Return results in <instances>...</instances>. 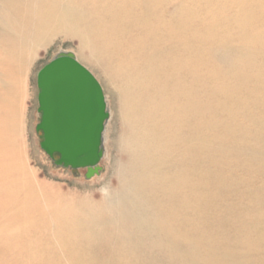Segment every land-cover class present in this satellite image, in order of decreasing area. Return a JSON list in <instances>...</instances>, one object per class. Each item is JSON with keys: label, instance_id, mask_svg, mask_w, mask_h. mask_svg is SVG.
<instances>
[{"label": "rangeland", "instance_id": "374dc122", "mask_svg": "<svg viewBox=\"0 0 264 264\" xmlns=\"http://www.w3.org/2000/svg\"><path fill=\"white\" fill-rule=\"evenodd\" d=\"M101 1V15L125 30L146 96L122 77L114 83L121 72L62 35L38 50L14 93L0 68V264H264V0ZM59 51L74 53L106 97L105 156L91 179L41 148L38 74ZM171 175L186 185L169 184Z\"/></svg>", "mask_w": 264, "mask_h": 264}, {"label": "bare ground", "instance_id": "6f19581e", "mask_svg": "<svg viewBox=\"0 0 264 264\" xmlns=\"http://www.w3.org/2000/svg\"><path fill=\"white\" fill-rule=\"evenodd\" d=\"M107 1V0H106ZM118 1V0H117ZM244 3V1L242 2ZM118 5V4H117ZM105 6V2L101 1V0H0V68H1V74L4 76V81L7 85V94H12L14 93V89H16V82L18 80V82H20L24 76V72L25 71H28L29 68L32 67V64L34 62V60L36 59L37 57V52L38 50H40V48H47V46L50 44V39L53 38V37H56L58 35H62L64 36L65 38H74L76 40H78V43L79 45H81V49H88L91 53V55L93 56H96L97 58H99V61L107 64L110 68L112 69H116L117 71L121 72L122 73V76H114L116 78L113 79L114 83H118L120 80H121V77L123 79H125L126 81H124L125 84H123L125 87H126V90H130L131 91H136L139 93V97L142 98L143 96H146V88H147V84L146 83H143L142 82V73L143 71L138 68V64H131L128 60H127V56L128 55V46H127V49L124 48V44L123 42H121L122 39H124L123 37H125V30L124 28H120L119 26L121 25L120 21L118 20H109L107 19L105 16H102L101 15V11L102 10V7ZM135 8V7H134ZM107 10V9H105ZM118 10V9H117ZM166 11V10H165ZM132 15V13H131ZM104 17V18H103ZM109 18V17H108ZM147 26H148V29H150V21L146 22ZM122 31L123 34L120 32ZM122 38V39H121ZM123 41V40H122ZM169 43V42H168ZM164 45V44H163ZM162 45V46H163ZM263 50V49H262ZM59 52H68V51H59ZM58 52V53H59ZM127 52V54L125 53ZM132 50L129 49V54H131ZM57 53V54H58ZM56 56V55H54ZM53 56V57H54ZM187 55H185L186 57ZM77 58V57H76ZM248 58V57H247ZM187 59V58H185ZM139 61V60H138ZM94 65V64H93ZM145 65V64H144ZM101 73V72H100ZM138 78V79H137ZM177 85H181L180 82H176ZM177 85H175V87L173 88V92H172V95L174 97V95L178 94V91L182 90V88L180 89L179 86L177 87ZM123 86V87H124ZM161 86V85H160ZM187 87V86H186ZM185 87V88H186ZM192 88V86H191ZM187 89V88H186ZM190 89V88H189ZM178 90V91H177ZM184 92L186 93V95H190L188 93V91H186L184 88H183ZM188 90V89H187ZM13 91V92H12ZM116 93L118 94L119 96V99H120V96H121V91H123L122 89L116 87ZM12 92V93H11ZM40 92V91H39ZM128 92V91H126ZM152 92V90H151ZM183 92V91H182ZM153 93V92H152ZM39 95V94H38ZM153 96V94H151ZM179 96V95H178ZM106 98V97H105ZM179 99V98H178ZM183 99V98H182ZM143 100V98L141 99V101ZM120 101V100H119ZM107 102V101H106ZM176 102V101H175ZM143 104V103H142ZM185 104V103H184ZM108 106V105H107ZM126 109V108H124ZM109 111V109H108ZM133 112V111H132ZM41 115V114H40ZM198 115V114H197ZM196 115V116H197ZM141 117V116H140ZM200 117V116H199ZM41 118H42V115H41ZM41 118L39 119V123L41 121ZM110 119V117H109ZM140 119V118H139ZM144 119V118H143ZM145 120V119H144ZM143 120V122H144ZM109 121V120H108ZM147 121V120H146ZM152 121V120H151ZM108 123V122H107ZM106 123V125H107ZM140 123V122H139ZM127 124V122L125 123ZM137 124V123H136ZM145 124V122H144ZM160 125V124H159ZM135 127V126H134ZM142 127V126H141ZM148 127V126H147ZM153 128V127H152ZM145 129V128H143ZM136 131V130H135ZM105 132H106V129H105ZM105 132H104V149H105ZM145 133H147L145 131ZM41 134V139L43 140V133L40 132ZM134 134H132L133 136ZM148 135V134H147ZM172 135V134H171ZM142 137V136H141ZM189 137V136H188ZM136 135H135V139H136ZM174 138V137H173ZM143 139V138H142ZM145 139V138H144ZM149 139V137H148ZM147 139V140H148ZM152 139H154V137H152ZM151 139V141H153ZM128 140V139H127ZM132 140V139H130ZM150 140V139H149ZM171 140V139H169ZM124 141V140H123ZM136 142V140H133V142ZM131 142V141H130ZM142 142V141H141ZM169 142V141H168ZM196 142V141H195ZM206 142V141H205ZM121 143V141H120ZM143 145H145V142L143 141ZM204 143V142H203ZM122 144V143H121ZM125 144V143H124ZM123 144V145H124ZM167 144V143H166ZM192 144V143H191ZM205 144V143H204ZM127 145V144H126ZM142 145V144H141ZM128 146V145H127ZM135 146H138V145H135ZM140 146V145H139ZM170 146V145H169ZM130 147V146H129ZM166 147V146H165ZM168 147V146H167ZM166 147V148H167ZM194 147V145H193ZM141 148V147H140ZM144 148V147H142ZM131 149V148H130ZM162 147H161V150L162 151ZM209 149V148H208ZM132 150V149H131ZM139 150V149H138ZM155 150V149H154ZM153 150V151H154ZM157 150V149H156ZM164 150V149H163ZM147 151H148V148H147ZM159 151V150H158ZM168 151V150H166ZM164 151V152H166ZM45 152V151H44ZM46 153V152H45ZM145 153V152H144ZM143 153V154H144ZM162 153V152H161ZM142 154V155H143ZM156 154V153H155ZM165 154V153H164ZM162 154V155H164ZM141 155V156H142ZM146 155V154H145ZM104 156H105V152H104ZM103 156V158H104ZM193 156V155H192ZM190 156V157H192ZM146 157V156H145ZM144 157V158H145ZM149 157V156H148ZM152 157H155V156H152ZM196 156H193V158H191V160H194ZM206 157V156H205ZM147 158V157H146ZM158 158H161V157H158ZM157 158V159H158ZM55 159H57V157H55ZM142 159V158H140ZM150 159V158H149ZM152 159V158H151ZM179 159V158H178ZM182 159V157L180 158ZM179 159V160H180ZM103 160V159H102ZM101 160V161H102ZM139 160V159H137ZM183 160V159H182ZM199 160V159H198ZM135 161V160H134ZM141 161V160H140ZM140 161H138L139 163V166H140ZM147 161V160H146ZM162 161H165V160H162ZM161 161V163H162ZM184 161V160H183ZM203 162V160H201ZM171 162V161H170ZM169 162V163H170ZM176 162V161H175ZM191 162V161H190ZM193 162V161H192ZM195 162V160H194ZM201 162V164H202ZM101 163V162H100ZM100 163H99V166H100ZM135 163V162H134ZM160 163V160L158 161V164L156 165H159ZM160 163V164H161ZM166 163V161H165ZM163 164L164 166L168 164L169 166V163L167 162V164ZM204 163V162H203ZM133 164V163H132ZM131 164V166H132ZM174 164V163H173ZM190 164V163H189ZM200 164V165H201ZM136 165V164H135ZM155 165V164H154ZM155 165V166H156ZM171 165V163H170ZM176 165V164H175ZM179 165V164H177ZM193 165V163H192ZM191 165V166H192ZM205 165V164H204ZM202 165V166H204ZM211 165V164H210ZM134 166V165H133ZM132 166V167H133ZM144 166V165H143ZM174 166V165H173ZM199 166V165H198ZM207 166V165H206ZM136 168V166H134ZM133 167V168H134ZM147 167V166H146ZM145 167V168H146ZM152 167V166H150ZM158 166H156L157 168ZM186 167V166H185ZM184 167V168H185ZM196 167V166H195ZM140 168L143 169V167L141 166ZM148 168V167H147ZM167 168V167H166ZM175 168V166H174ZM174 168L171 170V171H174ZM178 168V167H177ZM181 168V167H180ZM209 168V167H208ZM213 168V167H211ZM210 168V170H211ZM215 168V167H214ZM123 169V168H122ZM150 169V168H149ZM153 169V168H151ZM160 168H158L159 170ZM138 170V169H137ZM145 170V169H144ZM155 168L152 170L154 171ZM164 170V169H163ZM169 170V169H168ZM177 170V169H176ZM124 171V170H123ZM161 170H159L160 172ZM165 172H167V170L165 169L164 170ZM170 171V172H171ZM121 172V171H120ZM125 172V171H124ZM142 172V171H141ZM140 172V173H141ZM145 176H146V173L145 171H143ZM150 172V171H149ZM148 172V173H149ZM163 172V171H161ZM161 172L159 173L161 175ZM177 172V171H175ZM122 173V172H121ZM169 174V172H167ZM181 173V172H180ZM180 173L178 175H180ZM137 174V173H135ZM134 174V175H135ZM139 174V173H138ZM143 174V176H144ZM158 174V173H157ZM142 175V174H141ZM154 175V173H153ZM159 175V176H160ZM170 175V174H169ZM129 176V175H128ZM138 176V175H136ZM148 176V175H147ZM146 176V177H147ZM163 175H161V177H163ZM168 176V175H167ZM171 176H174V175H171ZM176 176V175H175ZM174 176V178H175ZM131 177V176H130ZM129 177V178H130ZM142 177V176H141ZM151 177V176H150ZM158 177V176H157ZM170 177V176H168ZM186 177V176H185ZM132 178V177H131ZM140 178V177H139ZM138 178V180H139ZM153 178V177H152ZM160 178V177H158ZM164 178V177H163ZM180 178V177H179ZM175 178V182L176 184L170 182L172 181L171 180V177H170V181H169V184H173L175 186H178L179 188V182H178V185H177V180H179ZM136 179V178H135ZM135 179L132 178L133 181H135ZM141 179V178H140ZM154 179V178H153ZM183 179L182 176L180 178V180ZM186 179V178H185ZM226 179V178H225ZM129 180V179H128ZM137 180V179H136ZM161 180V179H160ZM159 180V181H160ZM131 181V179L129 180ZM141 181L140 183L142 184H139V186L143 185V182H142V179L139 180ZM145 181V180H144ZM151 181V180H150ZM136 182V181H135ZM131 183V184H135L136 183ZM146 182V181H145ZM168 182V181H167ZM186 182V180L184 181ZM189 182V181H188ZM149 183V182H147ZM160 183V182H159ZM182 180H181V184H182ZM122 184V183H121ZM120 184V185H121ZM129 184V182H128ZM145 184V183H144ZM158 185V182L155 183ZM162 185L164 183H161ZM185 184V183H183ZM193 184V183H192ZM130 185V184H129ZM167 185V184H166ZM186 185V184H185ZM184 185V188L183 190H185V188L187 186ZM138 186V188H139ZM190 186V185H189ZM194 187V185H191ZM127 187V186H126ZM134 187V185H133ZM137 187V186H136ZM149 187V186H148ZM155 187V186H154ZM174 187V186H173ZM182 187V186H181ZM121 188V187H120ZM129 188V187H128ZM204 188V187H203ZM124 189V188H123ZM142 189V188H141ZM145 189V188H144ZM156 189V188H154ZM167 189V188H166ZM180 189V188H179ZM182 189V188H181ZM180 189V190H181ZM132 191L134 190L133 188L131 189ZM137 190V189H136ZM162 190V189H160ZM169 190V189H168ZM167 190V191H168ZM182 190V191H183ZM196 190V189H194ZM125 191V190H124ZM138 191V190H137ZM143 191V190H141ZM146 191V189H145ZM149 191V190H147ZM159 191V190H157ZM174 191V190H173ZM172 191V192H173ZM129 194L131 191H128ZM179 192V191H178ZM195 192V191H194ZM194 192H191L194 193ZM127 193V192H125ZM124 193V195H126ZM138 193V192H137ZM136 193V194H137ZM144 193V192H143ZM157 192H155V195H156ZM132 194V193H131ZM160 194V193H158ZM164 194V193H161V195ZM166 194V193H165ZM172 193H170L171 195ZM197 194V193H196ZM201 195V193H198ZM150 195V194H148ZM159 195V196H161ZM170 195H169V198H170ZM181 195V194H180ZM203 195V194H202ZM122 196V195H121ZM138 196V195H137ZM136 196V197H137ZM139 196H143V195H140L139 193ZM138 196V198H139ZM152 196V194H151ZM154 196V194H153ZM164 196H167V195H164ZM184 196V195H183ZM198 196V195H197ZM125 197V196H124ZM126 197H128L126 195ZM126 197L124 200H126ZM155 197V196H154ZM163 197V196H162ZM115 198V197H114ZM113 198V199H114ZM135 198V197H134ZM156 198V197H155ZM158 198V197H157ZM129 199V198H128ZM140 199V198H139ZM139 199L137 201H139ZM143 199V198H141ZM140 199V200H141ZM159 199V198H158ZM161 199V198H160ZM164 199V198H163ZM167 199V198H166ZM165 199V200H166ZM118 200V199H117ZM145 200V197L144 199ZM148 200V199H147ZM151 200V199H150ZM162 200V199H161ZM175 200V198H174ZM184 200V199H183ZM182 200V201H183ZM109 201V200H108ZM155 201V200H153ZM152 201V202H153ZM164 201V200H163ZM171 201V200H170ZM180 200V202H182ZM188 201V200H187ZM114 202V201H113ZM113 202H110V203H113ZM147 202V201H146ZM148 202H150L148 200ZM157 202V201H155ZM154 202V203H155ZM162 202V201H161ZM123 203V202H122ZM131 203V202H130ZM151 203V202H150ZM158 203V202H157ZM185 203V201H184ZM184 203H180V204H184ZM187 203V202H186ZM185 203V205H186ZM191 203V202H190ZM120 204V203H119ZM119 204H116V205H119ZM140 204V203H139ZM174 205L176 206H179L178 204H175L173 203ZM192 204V203H191ZM206 204V203H205ZM123 205V204H122ZM125 205V204H124ZM123 206H120V207H124ZM134 205V203L132 204L131 203V206ZM150 205V204H149ZM170 205V204H168ZM172 205V206H174ZM184 205V207H185ZM189 205V204H188ZM114 206V205H112ZM175 206V207H176ZM187 206V205H186ZM193 206V205H192ZM195 206V205H194ZM143 207V206H142ZM148 207V206H147ZM150 207V206H149ZM169 207V206H168ZM188 207V206H187ZM196 207V206H195ZM125 208V207H124ZM127 208H130L129 205ZM134 208V207H133ZM132 208V209H133ZM154 208V207H153ZM170 208V207H169ZM191 206L188 208L190 209ZM123 209V208H122ZM183 209V208H182ZM188 209H184V210H188ZM128 210V209H127ZM130 210V209H129ZM136 211V209H133ZM192 210V209H190ZM125 211V210H124ZM138 211H139V208H138ZM176 211V210H175ZM180 211L181 210V207H180ZM118 212V211H117ZM137 212V211H136ZM167 212V211H166ZM189 212V211H187ZM186 212V213H187ZM194 212V211H193ZM110 213V212H109ZM111 213H115L114 211L111 212ZM110 213V214H111ZM138 213V212H137ZM150 213V212H149ZM172 213V212H171ZM192 213V212H191ZM202 213V212H201ZM119 214H122L121 212L120 213H117V215ZM124 214V213H123ZM125 214H126V211H125ZM133 214V213H132ZM164 214V213H163ZM131 215V214H130ZM150 215V214H149ZM190 215V214H189ZM196 214H194L195 216ZM202 215V214H201ZM113 216V215H112ZM129 216V215H127ZM142 216V215H141ZM197 216V215H196ZM199 218H203L200 216V214L198 215ZM118 217V216H117ZM121 217H123V215H121ZM130 217V216H129ZM174 217V216H173ZM179 217V216H178ZM182 217V215L180 216ZM179 217V218H180ZM188 217V216H187ZM193 217V215L191 216ZM128 218V217H127ZM168 218V217H166ZM195 217L191 218V219H194ZM118 219V218H116ZM115 219V220H116ZM124 219V217L122 218ZM126 219V218H125ZM124 219V221H125ZM190 219V218H189ZM190 219V221H192ZM204 219V218H203ZM95 220V219H94ZM128 220V219H127ZM126 220V221H127ZM140 220V219H139ZM173 220V219H172ZM181 219H178V222L180 221ZM195 220V219H194ZM205 220V219H204ZM117 221V220H116ZM129 221V220H128ZM176 221V219H175ZM93 222V221H92ZM122 222V221H121ZM130 222V221H129ZM176 223V226H177V229H178V225L177 224H180L179 223ZM105 223V221H104ZM125 223V222H124ZM124 223H121L124 224ZM196 223V222H194ZM109 224V223H108ZM120 224V223H119ZM128 224V223H127ZM126 224V225H127ZM103 225V224H102ZM105 225V224H104ZM113 225H114V221H113ZM116 225V223H115ZM129 225V224H128ZM60 226V225H59ZM58 226V227H59ZM108 226V225H107ZM144 225H142L143 227ZM182 226V225H181ZM112 227V226H111ZM114 227V226H113ZM125 226H123L122 229H124ZM141 227V228H142ZM105 228V227H104ZM115 228V227H114ZM117 230H118V227H116ZM120 228V227H119ZM127 228V226L125 227V229ZM133 228V227H132ZM135 228V227H134ZM58 229V228H56ZM100 229H101V226H100ZM99 229V230H100ZM189 229V228H187ZM98 230V231H99ZM107 230V229H105ZM111 230V229H110ZM112 230H115V234H117V230L116 229H112ZM111 230V232H112ZM127 230V229H126ZM126 230H123L126 234ZM128 230H130L128 228ZM132 230V229H131ZM137 230V229H136ZM139 230V229H138ZM150 230H151V227H150ZM179 230H180V227H179ZM185 230V228H184ZM55 231V230H54ZM58 231V230H57ZM175 231V230H174ZM190 231V230H189ZM97 232V231H96ZM94 232V234L96 233ZM123 232V233H124ZM178 232V230H177ZM181 232V231H180ZM180 232L179 234H176L177 236H180ZM184 232V231H183ZM188 232V230H187ZM61 233V232H60ZM67 233V231H66ZM102 233V232H101ZM104 233V232H103ZM102 233V234H103ZM113 233V232H112ZM174 233V232H173ZM58 234V233H56ZM55 234V235H56ZM62 234V233H61ZM68 234V233H67ZM111 234V233H110ZM114 234V233H113ZM112 234V235H113ZM188 234V233H186ZM54 235V233H53ZM63 235V234H62ZM69 235V234H68ZM97 235V234H96ZM95 235V237H96ZM109 235V234H107ZM111 235V236H112ZM130 235V234H128ZM155 235V234H153ZM175 235V234H173ZM99 236V235H98ZM115 236V235H114ZM117 236V235H116ZM124 236V234H123ZM176 236V237H177ZM185 236H190V235H185ZM192 236V235H191ZM69 237V236H67ZM101 237V236H100ZM121 236H119L118 238H120ZM125 237V236H124ZM132 237V236H131ZM147 237V235H146ZM117 238V239H118ZM122 238V237H121ZM120 238V239H121ZM127 238V237H126ZM130 238V237H129ZM181 238V237H180ZM187 238V237H186ZM184 238V239H186ZM67 238H65L66 240ZM69 239V238H68ZM97 239V238H95ZM112 239V238H111ZM125 239V238H124ZM123 239V241H125ZM148 239V238H146ZM151 239V238H150ZM188 239V238H187ZM64 240V239H63ZM72 240V239H71ZM70 240V241H71ZM74 240V239H73ZM98 240V239H97ZM104 240V239H103ZM129 240V239H128ZM145 240V239H144ZM143 240V241H144ZM189 240V239H188ZM193 240V239H192ZM191 238H190V241H192ZM69 241V242H70ZM112 240H110V243H111ZM175 241V239H174ZM75 242V241H74ZM103 242V241H102ZM107 242V241H106ZM118 242V241H117ZM146 242V241H145ZM157 243H159L157 240H156ZM156 242H150V243H155ZM163 242V241H162ZM161 242V243H162ZM177 242V241H176ZM175 242V243H176ZM181 242V240H180ZM185 242V241H184ZM182 242V243H184ZM67 243V242H65ZM86 243V242H85ZM120 243V242H119ZM134 243V241H133ZM178 243V242H177ZM176 243V244H177ZM61 244V243H60ZM148 244V243H147ZM165 244V243H164ZM164 244L162 246V248L164 247ZM171 244V243H170ZM3 245V244H2ZM63 245H66L63 243ZM70 245V244H69ZM149 245V244H148ZM152 245V244H151ZM166 246L168 244H165ZM178 245V244H177ZM181 245V244H180ZM10 246V245H9ZM114 246V245H112ZM150 246V245H149ZM154 247V245H152ZM151 246V247H152ZM106 247V246H105ZM146 247V246H145ZM159 247V245H158ZM155 248V247H154ZM161 249V246L159 247ZM166 248V247H165ZM181 248V247H180ZM103 249V248H102ZM157 249V248H156ZM178 249V247L176 248V250ZM153 251V250H152ZM164 251V250H163ZM167 251V250H166ZM165 251V252H166ZM169 251V250H168ZM170 251H173V250H170ZM169 251V252H170ZM149 251H147L148 253ZM162 252V251H161ZM149 253H153V252H149ZM159 253V252H158ZM176 253V252H175ZM179 253V252H178ZM177 253V254H178ZM162 254V253H161ZM171 254V253H170ZM169 255V254H168ZM167 255V256H168ZM174 255V253H173ZM172 256V255H171ZM146 257V256H145ZM155 258L157 257L156 255L154 256ZM174 258V256H172ZM171 257V258H172ZM176 257V256H175ZM151 258V257H150ZM154 258V259H155ZM162 258V257H161ZM165 258V256H164ZM170 258V257H169ZM172 258V260H173ZM178 259V258H177ZM171 261V259H169ZM175 261V259H174ZM177 261V260H176ZM155 263V262H154Z\"/></svg>", "mask_w": 264, "mask_h": 264}, {"label": "water", "instance_id": "95a60500", "mask_svg": "<svg viewBox=\"0 0 264 264\" xmlns=\"http://www.w3.org/2000/svg\"><path fill=\"white\" fill-rule=\"evenodd\" d=\"M37 131L41 148L58 168L99 174L110 114L103 88L72 52H59L39 72ZM57 157V159H55Z\"/></svg>", "mask_w": 264, "mask_h": 264}]
</instances>
